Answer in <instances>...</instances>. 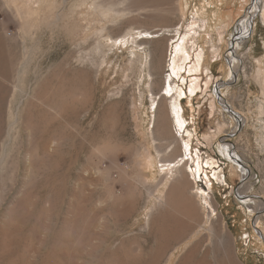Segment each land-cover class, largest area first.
<instances>
[{
	"label": "rangeland",
	"instance_id": "1",
	"mask_svg": "<svg viewBox=\"0 0 264 264\" xmlns=\"http://www.w3.org/2000/svg\"><path fill=\"white\" fill-rule=\"evenodd\" d=\"M93 1L0 0V264H181L195 247L213 259L214 221L232 264H264V24L245 27L258 0H215L212 27L201 0H136L155 19L108 22L112 35L170 31L119 43L100 36L113 14ZM180 44L190 59L174 69ZM152 94L189 144L186 176L147 167L158 147L184 151L156 127Z\"/></svg>",
	"mask_w": 264,
	"mask_h": 264
},
{
	"label": "bare ground",
	"instance_id": "2",
	"mask_svg": "<svg viewBox=\"0 0 264 264\" xmlns=\"http://www.w3.org/2000/svg\"><path fill=\"white\" fill-rule=\"evenodd\" d=\"M162 1H161V3H164ZM191 1L192 0H185V2H184L185 4L184 5H187V7H188L189 4H191ZM137 2H139V0ZM222 2H223V0L219 1V3H222ZM135 3H136V0H120V1H117V2L112 1V0H109L108 2H106L105 0H94L91 3V8L94 9L97 14H100V13L104 14L105 13V15H106L108 13L110 14L111 12L113 14V15L110 16L109 21H106L103 18L97 17L96 21L98 22V24H100V28L98 30L99 33H100V36L103 34V32L108 31V33H109L108 35H110V38L112 40H115V42H116V41H118L120 39V35H122L123 33H124L123 35H127V34H130L131 32H134L135 35H136V38H135L136 41H137V39H138V41H139V39H141L142 41H146V42L149 41L150 42L151 39H153L155 37H159V35L165 34L166 32L168 33L170 31V29H165V28H160L157 31H152L150 28H147V27L144 28L142 26H135V25L133 26V25L129 24L128 27H127V30H125L124 32H119L120 34L117 33L115 35H112V32L110 31V28H112V27L108 24V22H118V21H120L119 26H120V28H123V26H125L126 22L128 23V21L131 20V19H134V18L135 19H140L141 18L143 20L148 21V19H150V18H152V16H154V15H152L153 13L150 15L149 10L146 9V8H135L134 6L138 5V4L134 5ZM142 3H145V2H142ZM219 3L215 4V0H201L200 5L196 9L197 13H198L197 15L198 16L200 15V19L203 22H205L206 24L209 23L211 25V27L213 26V24L221 26L223 24V22H224L225 16L220 13ZM259 3H261L262 6H259L258 5ZM49 4L51 6H54L53 0H49ZM140 5L141 4L139 3V6ZM212 5H217L218 9H214V7ZM139 6H137V7H139ZM145 6H146V4H145ZM150 6H152V5H150ZM209 7H212L213 11L210 12L209 11ZM32 8H34V7H32ZM159 10H161V9H159ZM159 10H158V12H159ZM156 12L157 11H155V13ZM31 13H33V14L37 13V9H33ZM256 13H257V16L259 15L261 17V20H262V22L264 24V0H262L260 2L258 0L256 2L255 6L253 7V9L251 11H249L248 17H247L248 18L247 19L248 23H247V25H245V27H247V29L250 26H253V22L250 25L249 21H250V18H254ZM155 17H156V15H155ZM216 19L219 22H221V23L218 24V22H216ZM149 38H151V39H149ZM141 40H140V42H141ZM119 41H118V43H119ZM153 42H155V41H153ZM155 43H158V42L156 41ZM138 45H142V43L138 42ZM159 45H160V43H159ZM155 46L158 47V45H155ZM157 47H155V48H157ZM161 47H162V44H161ZM158 48H160V46ZM153 55L155 56L154 51H153ZM153 55H151V56L153 57ZM189 59H190V54L187 53V51L185 50L184 44H180L177 47V49H176V56L173 58L174 69H177L178 67L179 68L182 67L181 63L186 64ZM149 64H150V62H149ZM155 66L156 65H154V68H156ZM260 73H262V75H263V77H262L263 79L261 81H263V83H264V73H263V71H260ZM163 84H164V86H163L161 91H164V89H165V93H163V95H164V98L167 99L166 95H167V92L170 91V89L166 88V80H165V82H163ZM197 88H198V85L196 83H193V84L190 85L191 97L193 96V94L195 93ZM152 105H154L153 107L156 108V111H157V112L155 111L157 113L156 122H155V123H157L156 127L159 128V126H160L161 129H159V130L161 132H163L164 135L173 133L176 136V134L174 133V128L172 127L173 124L170 125L167 120H164L165 117L163 115L165 114L164 112H165V108L166 107L163 106V104H162V106H163V109H162L163 113H162L161 112V107H160V102L158 101V96L155 95V94H152ZM173 107H174V112L177 115V120H178L179 124L181 126H183L184 121H185L184 115L182 113L183 112V106L181 104L177 105L176 102H174V106ZM153 130H154V128H153ZM155 131H156V128H155ZM161 132H160V134H161ZM160 134L158 136H161ZM155 141H156V139L153 138V142H155ZM178 141L180 142V139L177 137L175 142H178ZM188 145L189 144H187V143H185V144L181 143V149L183 148L184 151H181L182 152L181 155L176 157V158H174V159L163 158L162 155H161V150H159V147H158V150H156V151H157L158 157H159L158 158L159 159V161H158L159 164H156V162L152 158L153 156H151L149 154V157L146 158L147 167L150 168L154 172V174L156 176L161 174L162 179L165 180V181L167 180L169 175H171L173 173V171H177L178 169L182 173V176H186L188 174V172H187V166L188 165L185 167L183 164L186 163L187 160L193 158V156L192 157L189 156V146ZM40 148L41 147L38 146V149H40ZM38 149H37V146H36V150L35 151L37 152ZM146 150L148 151V149H146ZM28 157H30L29 154L27 155V158ZM156 166H159V168L157 167L158 169H155ZM175 168H178V169L174 170ZM245 173H247V170H246ZM210 219H211V217H210ZM211 224H212V226L210 228H211V231H212L211 233H212V235L214 237V246H215V251H216L217 254H215L213 259H211V258H209L210 256L208 257L207 254H204V255L201 254L200 248L195 247V248H192L191 250L188 251V253L185 255V257L181 261V264H232L231 263L232 259H231L230 253H229V251H228V249L226 247V244H225V240H226V242H232V240L230 239V234H228V232L225 231V228L222 227V225L220 224L219 221L218 222L214 221ZM149 264H151V263H149Z\"/></svg>",
	"mask_w": 264,
	"mask_h": 264
},
{
	"label": "crops",
	"instance_id": "3",
	"mask_svg": "<svg viewBox=\"0 0 264 264\" xmlns=\"http://www.w3.org/2000/svg\"><path fill=\"white\" fill-rule=\"evenodd\" d=\"M151 156H153V155H151ZM147 157H149V155H147ZM155 156H153L152 158H153V160L155 161V158H154ZM157 158H159V157H157ZM158 161H159V159H158ZM157 162V161H156Z\"/></svg>",
	"mask_w": 264,
	"mask_h": 264
},
{
	"label": "water",
	"instance_id": "4",
	"mask_svg": "<svg viewBox=\"0 0 264 264\" xmlns=\"http://www.w3.org/2000/svg\"><path fill=\"white\" fill-rule=\"evenodd\" d=\"M255 1V0H254Z\"/></svg>",
	"mask_w": 264,
	"mask_h": 264
}]
</instances>
